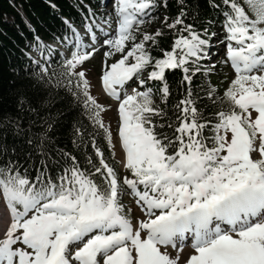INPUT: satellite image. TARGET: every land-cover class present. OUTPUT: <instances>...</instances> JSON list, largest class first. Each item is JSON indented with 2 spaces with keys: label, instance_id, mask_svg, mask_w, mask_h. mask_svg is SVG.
<instances>
[{
  "label": "snow or ice",
  "instance_id": "obj_1",
  "mask_svg": "<svg viewBox=\"0 0 264 264\" xmlns=\"http://www.w3.org/2000/svg\"><path fill=\"white\" fill-rule=\"evenodd\" d=\"M206 6L77 0L49 39L29 26L0 264H264V0Z\"/></svg>",
  "mask_w": 264,
  "mask_h": 264
},
{
  "label": "trees",
  "instance_id": "obj_2",
  "mask_svg": "<svg viewBox=\"0 0 264 264\" xmlns=\"http://www.w3.org/2000/svg\"><path fill=\"white\" fill-rule=\"evenodd\" d=\"M54 2L56 10L50 7L49 0H0V113L15 112V99L8 92V81L15 78L11 69L21 68L23 65L21 49L31 39L29 26L35 28L45 39H49L51 33L58 31L60 16L78 19L75 7L77 0ZM199 2L202 12L210 15L206 0ZM178 78V75L170 76V81L174 82ZM54 104L53 112L61 107L59 102ZM11 142L10 137L9 143ZM63 142L70 143L67 127L63 132Z\"/></svg>",
  "mask_w": 264,
  "mask_h": 264
},
{
  "label": "rangeland",
  "instance_id": "obj_3",
  "mask_svg": "<svg viewBox=\"0 0 264 264\" xmlns=\"http://www.w3.org/2000/svg\"><path fill=\"white\" fill-rule=\"evenodd\" d=\"M218 30V29H217ZM93 63H95V62H93ZM213 82H215V77H213Z\"/></svg>",
  "mask_w": 264,
  "mask_h": 264
}]
</instances>
